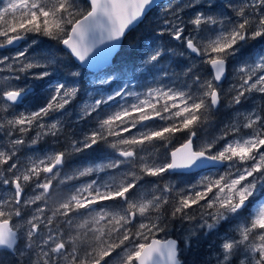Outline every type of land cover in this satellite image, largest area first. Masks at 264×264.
<instances>
[{"label": "snow or ice", "instance_id": "6c2138e0", "mask_svg": "<svg viewBox=\"0 0 264 264\" xmlns=\"http://www.w3.org/2000/svg\"><path fill=\"white\" fill-rule=\"evenodd\" d=\"M153 6L160 7L156 0H0V49L29 37L35 47L38 38L50 42L31 59L28 48L0 57V71L12 73L3 78L8 87L0 88V187L8 190L0 196V253L8 255L0 264H185L180 256L193 240L199 247L201 233L206 238L233 220L240 223L235 235L222 238L215 264H264V48H257L264 43V0H229L223 8L216 0H170L147 55L133 62V75L93 81L108 92L69 111L81 91V73L71 72V83L63 82L61 65L68 62L61 54L88 68L98 55L107 62ZM165 36L183 51L177 53ZM99 45L106 47L95 53ZM249 48L257 50L246 56ZM231 61L238 64V82L225 92ZM200 65L210 66L211 75L203 78ZM137 72L154 86H133ZM29 73L23 86L12 83ZM226 96L232 116L217 135L196 145L197 129L212 122ZM85 122L87 130L65 137L62 151L47 145L46 137L55 145L66 126ZM177 133L187 139L167 153ZM42 141V157L22 163L19 154L35 152ZM84 153L99 156L61 178L65 163ZM220 167L223 173L186 188L151 179ZM83 177L90 179L49 208L56 183ZM28 188L33 195L25 198ZM193 208L199 217L189 214ZM58 218L65 228L53 226ZM177 220L182 230L184 222L194 226L174 239Z\"/></svg>", "mask_w": 264, "mask_h": 264}, {"label": "trees", "instance_id": "16d2710c", "mask_svg": "<svg viewBox=\"0 0 264 264\" xmlns=\"http://www.w3.org/2000/svg\"><path fill=\"white\" fill-rule=\"evenodd\" d=\"M240 0H231L232 3L238 4ZM218 8H223L227 3H229V0H216ZM161 6V4H159ZM157 7L152 8V10L148 13L147 17L144 18L143 22L140 23L133 31H130L127 33V35L124 37L122 45L117 52V54L114 57L113 64L110 68L107 69V71H113L117 73H125V74H130V76L133 75L132 68H133V62L136 64H139V59L138 57L146 55V47H148L150 44H152V38L156 34V30L160 27L158 24V11ZM39 39V47H35L31 45V37H29V40L27 42L23 41L20 47L25 46L26 43H28V46L26 48L29 49V52L27 54V58L31 59L33 56L39 55L40 50L47 48L49 45V41L47 38H38ZM165 43H168L170 47L175 48L177 53L183 51V49L180 47V42L179 41H172L168 42L167 36L164 38ZM54 43V42H51ZM262 45L257 46V48H261ZM256 48H249L248 52L245 53V55H249L250 53L256 51ZM8 51V50H7ZM62 58L68 62L67 66L65 67L64 65H61V73L63 77L67 78L65 81L66 83H71V72L77 70L78 72L81 73L80 79V87H84V84L86 81L83 80V77L87 73L86 70L81 69L74 61L73 59L67 54V53H62ZM176 59H182L177 57ZM232 66L237 67L238 64L235 61H231L228 65V70H227V79L225 82L222 84L223 89L225 92L229 89V87L233 84H236L238 80L234 81L233 83L229 82L230 79H236L237 76H234V78L229 79V76L232 75ZM175 67V65H174ZM200 72L202 74L203 78H207L208 76L211 75V72L208 68V65H200L199 66ZM179 68H176V71L179 72ZM32 71H39V69H33ZM2 75V74H1ZM21 75V80L20 81H15L12 80L13 84H19L20 86H23V81L25 75L29 74H20ZM59 75V74H57ZM137 77L135 81H132V85L134 86L135 84H140L143 86V88L153 86L151 82V77H149L147 80L143 79L141 74L137 72ZM126 76V75H125ZM183 77L181 78V82L183 81ZM229 79V80H228ZM53 81L55 80V77L53 78ZM167 83V80L165 81ZM8 84L5 80H2V77H0V88H7ZM143 88H136L135 90L137 91H142ZM258 95V94H257ZM230 97H224L221 103V106L218 111H216L213 116H212V122L204 125L203 127L197 129V134L200 139L204 137L212 138L215 135L218 134L219 129L223 126L224 123H226L232 114V111L228 107V101ZM89 125V124H88ZM90 126V125H89ZM67 131V130H65ZM135 131V130H134ZM71 134V133H70ZM127 135V134H125ZM65 137L66 135L64 134L63 136L60 137L59 141L60 144H65ZM187 139V135L185 133H177L175 136L172 138L170 146L167 149V153H170L174 148L185 142ZM198 139V140H200ZM195 144H197L195 142ZM166 153L164 150L161 151V155H165ZM99 156L98 153L93 154V153H84L80 156H73L69 159L67 162V168L64 170L63 174L67 175H72L73 174V169L76 168H83L89 163L95 162V158ZM82 179V178H81ZM79 180H72L67 182L66 184H60L56 183L55 184V190L53 191L52 195L49 197V202H56L58 205V202H63L64 199H66L69 195L72 194V185L76 184L77 182L81 181ZM155 182H157L160 186H163L164 184H167L171 182L172 184H175L180 188L182 185H187L188 181L192 180V176H176V175H168L165 174L162 179L159 178H151ZM62 196V197H61ZM60 197L62 200H60ZM175 202V194L173 193V196L171 198V202L169 205L166 206L164 209V212L166 214L170 213L172 205ZM56 205V206H57ZM199 208H193L189 214L190 215H195L199 217ZM63 218H58L57 224L61 228H65L66 226L62 223ZM184 227V226H183ZM181 229V221L177 220L173 222V230L171 231V237L172 238H177V233ZM158 238H163V234H161ZM202 237L200 236V242H205L201 241ZM196 241L193 240V248L196 247ZM202 245H200L201 247ZM181 247H183V244L181 243ZM201 249V248H200ZM193 252V251H192ZM201 250H198L194 252V255L197 256L201 254ZM182 260L185 261L186 264V256L183 254L181 256ZM192 263L196 261L194 257L190 260Z\"/></svg>", "mask_w": 264, "mask_h": 264}, {"label": "rangeland", "instance_id": "374dc122", "mask_svg": "<svg viewBox=\"0 0 264 264\" xmlns=\"http://www.w3.org/2000/svg\"><path fill=\"white\" fill-rule=\"evenodd\" d=\"M171 2L174 3V4H177V5H184V4L187 3V0H171ZM169 3H170V0H168L167 2L161 4V6L158 7V9H157L158 16H159L157 21H158L159 26H161L163 19L166 18V16H165V8L169 5ZM187 18L188 17L186 16L185 19H187ZM260 45H264V43H262ZM260 45H258V46H260ZM26 46H28V43H26L25 46L19 47L15 51L9 50V52L7 54H1L0 53V57L5 56V55H7L9 57H14L17 51H22L24 48H26ZM148 50H149L148 47H146V55H147ZM0 67H3V66H0ZM237 67L232 66V75L229 76V79H230V77L231 78H234V76H236V74H235V68H237ZM75 71H77V70H75ZM4 72L8 73V71H0V75L1 74L3 75ZM106 74L107 75H110V76H113V77H121V76H125V75H126L125 77L130 76V74L117 73V72H113V71H109L108 72L107 70H105L103 72H99V73H90V72L87 71V73L83 77V80L86 81L85 84H84V87H80L81 88V91L78 94V96L76 97V99H75L74 103L72 104L71 108L69 109V111H72L73 109H77L78 110L79 107H80V105H82L84 103V101L89 100V97L99 98V96L97 95V92L98 91H104L105 93H107L108 90H109L107 85L101 86L98 83L95 84V85H93V81H97L98 82L100 79L105 78ZM2 80H4V79H2ZM236 80H238L237 77H236V79H230L229 82L233 83ZM53 82L55 83L56 81H53ZM112 87L115 88L116 85L113 84ZM257 97H258V95H257ZM89 102H91V101L89 100ZM20 110H22V109L21 108H17L16 109L17 112L20 111ZM230 115L232 116V114H230ZM81 127L84 130H87V128L89 127V125H88V123L85 122V123H82L81 125H73L71 128H68L66 126V130L69 133H72L73 131L79 133L80 130H81ZM34 135H35V132H31L29 134V137L28 138L30 139ZM205 139H209L210 140L211 138L204 137V138L198 140L196 145L201 144ZM42 142H41L40 145L34 146L35 149H36L35 152L26 151V150L22 151L19 154L20 155L21 162L23 163L25 161V158L27 156L42 157V153L40 151V149H42V147H40V146H44L45 147V145ZM50 145L53 146L55 148V150L60 147V145H59V147L56 146V144L53 145V141L50 143ZM37 147H38V149H37ZM224 171H225V168L222 167L221 169H209V170H206V171L199 172L197 174H195V173L189 174L190 176L193 177L192 180L191 181H188V184L187 185H182L180 188H186V187H188L190 185L197 184V182L201 179L202 176L210 175L211 173H215V172L223 173ZM63 176H64V174H63V170H62L61 178H63ZM89 179H90V177H83L81 179V181L77 182L76 184H73L72 187H71L72 192L74 190V187L79 186L80 184L85 183ZM6 194H8V190L5 189V188H3V187H0V196H5ZM32 195H33V192L31 190V188H28V190H27V196L25 198H27L28 196H32ZM47 201L49 202V199L48 198H47ZM254 203H255V201H254ZM243 215H244L245 218H247L248 217V211L246 210ZM15 222H16V220H15V218H13L12 223H15ZM239 223H240L239 220H233L230 223L229 222H222L220 224L218 230L210 231L206 238H205L204 234L201 233L200 234V236L202 237V240L201 241H205V242H199V247L193 248L191 250H188L186 253H182L181 254V256L183 254L186 256V264H203V262L205 260L210 261V264H215V254L219 252V245L222 242V238L224 237L225 234H228L230 236L231 235H235V233L232 230L235 229ZM183 226H184L183 227V230L180 229L178 231L177 238L180 237V236L186 235V232L184 230H187V229L193 227L194 224H189L188 222H184L183 223ZM44 231H46V230L43 229L42 230V233ZM36 242H37V244H39V238H37V241ZM200 245H202V246L200 247ZM198 250H201L202 253L199 254V255H197V256H195L194 255V252L195 251L198 252ZM181 256H180V258H181ZM192 257H194L196 259V261L194 263H192L190 261L192 259ZM7 258L8 257H5L6 260H7ZM109 264H112V261H110Z\"/></svg>", "mask_w": 264, "mask_h": 264}, {"label": "water", "instance_id": "95a60500", "mask_svg": "<svg viewBox=\"0 0 264 264\" xmlns=\"http://www.w3.org/2000/svg\"><path fill=\"white\" fill-rule=\"evenodd\" d=\"M168 0H156V4H163V3H165V2H167ZM155 6H153V8H154ZM124 39V38H123ZM123 39H122V41H123ZM122 41L121 42H119V44L117 45V47L113 50V52H112V54H111V56H109L108 57V60H107V62H105L104 60H103V57H102V55H98L97 56V61H96V66H94V67H91V68H88V67H86V66H79L80 65V62L79 61H76L73 57H71L72 59H73V61L79 66V67H81V68H83V69H85V70H87L88 72H90V73H99V72H101V71H103V70H105L106 68H108L111 64H112V61H113V58L115 57V55H116V53L118 52V50L120 49V46H121V44H122ZM21 43H22V41H17L15 44H13V45H9V46H7L6 48H2V49H5V50H13V51H15V50H17L20 46H21ZM107 43H110V42H106V44ZM62 47V46H61ZM106 47V45H99L98 46V49L97 50H94V52L95 53H99V51L101 50V49H104ZM2 49H0V50H2ZM208 68H209V70H210V72H211V68H210V66H208ZM226 80V79H225ZM224 80V81H225ZM223 81V82H224ZM222 82V83H223ZM182 145V144H181ZM181 145H179V146H177L176 148H179ZM176 148H174L173 150H175ZM222 167H220V168H210V169H221ZM209 170V169H208ZM198 171H201V170H195L193 173H195V172H198ZM172 238V237H171Z\"/></svg>", "mask_w": 264, "mask_h": 264}, {"label": "flooded vegetation", "instance_id": "af4514ba", "mask_svg": "<svg viewBox=\"0 0 264 264\" xmlns=\"http://www.w3.org/2000/svg\"><path fill=\"white\" fill-rule=\"evenodd\" d=\"M22 43H23V41H22ZM22 43H21V44H22ZM261 48H264V46L262 45ZM8 52H9V51H7V50H5V49L0 50V53H1V54H7ZM11 75H12V73L8 71V73L4 72V74H3V75H0V77H2V79H3L4 77H9V76H11ZM257 99H258L257 101L260 100L259 94H258ZM15 111H16V109H15ZM65 130H66V129H65ZM65 135L68 137V136L70 135V133L67 132V131H65ZM45 140L47 141V145L51 146L50 143L52 142V138H51V137H46ZM197 141H198V140H196L195 142L197 143ZM42 143L44 144V142H42ZM59 144H60V141H59L58 143H56V146L59 147ZM44 145H45V144H44ZM40 147L44 148V146H40ZM64 147H66V143L60 145V147H59L58 149H56V150H58V151H62V150L64 149ZM37 149H38V147H37ZM66 168H67V162L65 163V165H64V167H63V169H62L63 172H64V170H66ZM185 176H187V175H185ZM189 176H190V175H189ZM192 178H193V177H192ZM61 197H62V196H61ZM61 197H60V200H62ZM48 199H49V197H48ZM40 203H43V202H40ZM58 203H60V202H58ZM47 204H48L49 208L55 207V206L57 205L56 202H48V201H47ZM47 214H48V215H51V212H48ZM53 226H54V227H57V226H58L57 221H55V223H54ZM58 227H59V226H58ZM42 230H43V229H42ZM0 256H3L4 258H5V257H8L7 253H0Z\"/></svg>", "mask_w": 264, "mask_h": 264}, {"label": "bare ground", "instance_id": "6f19581e", "mask_svg": "<svg viewBox=\"0 0 264 264\" xmlns=\"http://www.w3.org/2000/svg\"><path fill=\"white\" fill-rule=\"evenodd\" d=\"M126 35H127V34H126ZM122 42H123V41H122ZM121 45H122V44H121ZM263 46H264V45H263ZM120 47H121V46H120ZM118 51H119V50H118ZM116 54H117V53H116ZM113 60H114V58H113ZM112 64H113V61H112ZM112 64H111L108 68H110V67L112 66ZM80 68H81V67H80ZM108 68H106L105 70H107ZM81 69H83V68H81ZM84 70H85V69H84ZM105 70H103V71H105ZM103 71H101V72H103ZM86 72H87V70H86ZM224 82H225V81H224ZM224 82H223V83H224ZM223 83H222V84H223ZM66 137H67V136H66ZM183 143H184V142H183ZM183 143H182V144H183ZM180 145H181V144H180ZM204 171H206V170H204ZM199 172H202V171L195 172V174H197V173H199Z\"/></svg>", "mask_w": 264, "mask_h": 264}]
</instances>
